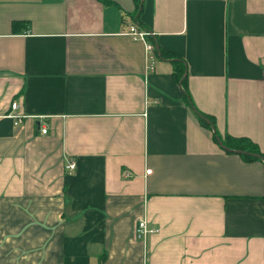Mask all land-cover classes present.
<instances>
[{"label": "crops", "instance_id": "0c3cea01", "mask_svg": "<svg viewBox=\"0 0 264 264\" xmlns=\"http://www.w3.org/2000/svg\"><path fill=\"white\" fill-rule=\"evenodd\" d=\"M198 109L264 152V0H0V264H264V158Z\"/></svg>", "mask_w": 264, "mask_h": 264}, {"label": "trees", "instance_id": "16d2710c", "mask_svg": "<svg viewBox=\"0 0 264 264\" xmlns=\"http://www.w3.org/2000/svg\"><path fill=\"white\" fill-rule=\"evenodd\" d=\"M138 6H142V0H136ZM176 64V63H175ZM186 65L182 63L176 64V78L182 80L184 86L185 98L194 105L190 92L186 86L187 77L183 76ZM198 116L203 124L213 129L215 139L228 150L239 151L245 158H264V152L261 151L259 145L248 136H237L231 133L221 134L216 126V120L213 115L197 110Z\"/></svg>", "mask_w": 264, "mask_h": 264}, {"label": "built area", "instance_id": "2783aa9c", "mask_svg": "<svg viewBox=\"0 0 264 264\" xmlns=\"http://www.w3.org/2000/svg\"><path fill=\"white\" fill-rule=\"evenodd\" d=\"M151 33H152V31L139 27V25L135 22L131 24L129 30L127 31V34L132 36V38L142 40L146 44L147 49L150 52H152L154 50V43L152 41H150V39H149V35ZM18 105H19L18 101H13L12 102V110L17 109ZM11 115L18 118L16 123L19 122V120L23 116L22 114L20 115V114H16V113H11ZM42 131L46 132L47 127H43ZM66 167L68 169L75 168L76 167V161L70 160L68 162V164H66ZM157 230H158L157 226H151L148 222V219L142 218L138 221V223L136 225L135 234L137 237L146 238L148 236V234L155 232Z\"/></svg>", "mask_w": 264, "mask_h": 264}, {"label": "water", "instance_id": "95a60500", "mask_svg": "<svg viewBox=\"0 0 264 264\" xmlns=\"http://www.w3.org/2000/svg\"><path fill=\"white\" fill-rule=\"evenodd\" d=\"M237 151L239 152V151H242V150H237Z\"/></svg>", "mask_w": 264, "mask_h": 264}]
</instances>
